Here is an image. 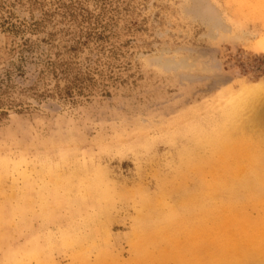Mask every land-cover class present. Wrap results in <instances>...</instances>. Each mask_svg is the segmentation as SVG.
Returning a JSON list of instances; mask_svg holds the SVG:
<instances>
[{"label":"rangeland","instance_id":"obj_1","mask_svg":"<svg viewBox=\"0 0 264 264\" xmlns=\"http://www.w3.org/2000/svg\"><path fill=\"white\" fill-rule=\"evenodd\" d=\"M0 112V264H264V0H0Z\"/></svg>","mask_w":264,"mask_h":264},{"label":"trees","instance_id":"obj_2","mask_svg":"<svg viewBox=\"0 0 264 264\" xmlns=\"http://www.w3.org/2000/svg\"><path fill=\"white\" fill-rule=\"evenodd\" d=\"M3 113V112H0V114Z\"/></svg>","mask_w":264,"mask_h":264},{"label":"bare ground","instance_id":"obj_3","mask_svg":"<svg viewBox=\"0 0 264 264\" xmlns=\"http://www.w3.org/2000/svg\"><path fill=\"white\" fill-rule=\"evenodd\" d=\"M252 94V93H251Z\"/></svg>","mask_w":264,"mask_h":264}]
</instances>
